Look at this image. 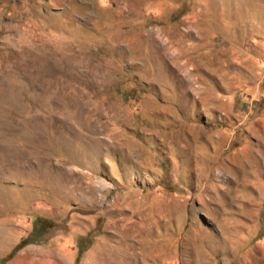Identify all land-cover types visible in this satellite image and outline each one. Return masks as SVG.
<instances>
[{"label": "rangeland", "instance_id": "rangeland-1", "mask_svg": "<svg viewBox=\"0 0 264 264\" xmlns=\"http://www.w3.org/2000/svg\"><path fill=\"white\" fill-rule=\"evenodd\" d=\"M0 264H264V0H0Z\"/></svg>", "mask_w": 264, "mask_h": 264}, {"label": "trees", "instance_id": "trees-1", "mask_svg": "<svg viewBox=\"0 0 264 264\" xmlns=\"http://www.w3.org/2000/svg\"><path fill=\"white\" fill-rule=\"evenodd\" d=\"M50 223H51L50 220L46 218L37 217L33 222V228L31 232L17 244V246L11 251L8 257H10L17 249L24 246L25 244L35 243V242H39L43 240L48 232V229L46 228V226H51ZM86 249H87V246H84L78 249L76 262L80 260V257L82 256L83 252Z\"/></svg>", "mask_w": 264, "mask_h": 264}]
</instances>
